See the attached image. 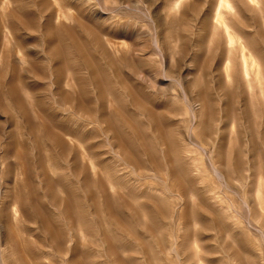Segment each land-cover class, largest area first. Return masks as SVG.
I'll return each mask as SVG.
<instances>
[{
    "label": "rangeland",
    "instance_id": "1",
    "mask_svg": "<svg viewBox=\"0 0 264 264\" xmlns=\"http://www.w3.org/2000/svg\"><path fill=\"white\" fill-rule=\"evenodd\" d=\"M0 264H264V0H0Z\"/></svg>",
    "mask_w": 264,
    "mask_h": 264
}]
</instances>
